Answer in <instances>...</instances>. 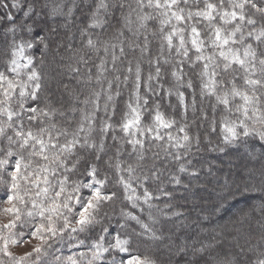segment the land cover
I'll list each match as a JSON object with an SVG mask.
<instances>
[{
	"label": "clouds",
	"instance_id": "obj_1",
	"mask_svg": "<svg viewBox=\"0 0 264 264\" xmlns=\"http://www.w3.org/2000/svg\"><path fill=\"white\" fill-rule=\"evenodd\" d=\"M264 264V0H0V264Z\"/></svg>",
	"mask_w": 264,
	"mask_h": 264
},
{
	"label": "snow or ice",
	"instance_id": "obj_2",
	"mask_svg": "<svg viewBox=\"0 0 264 264\" xmlns=\"http://www.w3.org/2000/svg\"><path fill=\"white\" fill-rule=\"evenodd\" d=\"M130 264H131V262H130Z\"/></svg>",
	"mask_w": 264,
	"mask_h": 264
}]
</instances>
